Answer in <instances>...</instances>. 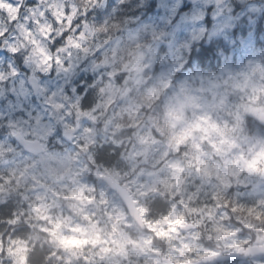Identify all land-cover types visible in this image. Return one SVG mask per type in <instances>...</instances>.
Instances as JSON below:
<instances>
[{
  "label": "clouds",
  "instance_id": "1",
  "mask_svg": "<svg viewBox=\"0 0 264 264\" xmlns=\"http://www.w3.org/2000/svg\"><path fill=\"white\" fill-rule=\"evenodd\" d=\"M0 264H264V0H0Z\"/></svg>",
  "mask_w": 264,
  "mask_h": 264
}]
</instances>
